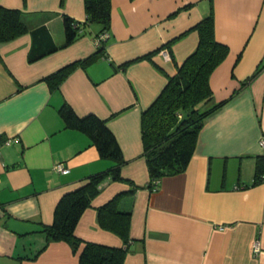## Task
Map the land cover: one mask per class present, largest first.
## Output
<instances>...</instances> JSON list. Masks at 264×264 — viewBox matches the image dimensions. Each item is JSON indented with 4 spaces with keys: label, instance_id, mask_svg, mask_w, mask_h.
<instances>
[{
    "label": "crops",
    "instance_id": "0c3cea01",
    "mask_svg": "<svg viewBox=\"0 0 264 264\" xmlns=\"http://www.w3.org/2000/svg\"><path fill=\"white\" fill-rule=\"evenodd\" d=\"M212 4L215 38L229 51L209 84L213 103L225 102L205 118L186 169L150 189L141 111L195 49L192 27L209 1L110 0L102 52L51 89L42 78L94 53L100 26L86 24L61 47L63 17L83 21V0H0L29 27L0 43V264H78L81 247L47 241L39 228L52 223L63 193L113 162L84 133L64 127L63 104L104 119L124 157L123 180L108 176L99 184L77 237L123 246L97 218L98 207L123 193L118 207L131 214L123 264H264V180L253 183L264 155V0ZM56 163L68 172L56 171Z\"/></svg>",
    "mask_w": 264,
    "mask_h": 264
},
{
    "label": "trees",
    "instance_id": "16d2710c",
    "mask_svg": "<svg viewBox=\"0 0 264 264\" xmlns=\"http://www.w3.org/2000/svg\"><path fill=\"white\" fill-rule=\"evenodd\" d=\"M208 1V13L192 27L198 33L195 49L177 65L176 73L167 77L160 93L141 111V139L150 189L155 188L162 177L186 169L205 118L225 102L213 103L209 84L211 72L224 60L229 49L215 38L213 4L212 0ZM83 4L86 12L83 21L63 17L64 43L61 47L73 42L83 32V26L92 22L100 26L101 33H107L110 26V0H83ZM28 30L20 10L0 5V43L14 39ZM105 38L98 40L94 53L65 64L42 80L51 89L57 88L74 67L85 65L102 52ZM37 44H40L39 39ZM57 48L53 45L49 50L37 54L31 51L28 60H36ZM58 112L65 128L84 133L99 156L112 160L113 165L89 175L83 184L63 193L55 205L52 223L42 224L39 231L45 234L47 241L67 242L73 252L81 247L78 264H123L131 216L129 211H121L118 207L123 193L116 194L97 209L100 226L120 236L123 246L111 247L83 241L74 233L82 212L98 194L99 184L108 176L112 180H123L120 170L124 157L120 146L106 121L95 114L78 116L67 104L61 105ZM261 180H264V155L258 157L253 183Z\"/></svg>",
    "mask_w": 264,
    "mask_h": 264
},
{
    "label": "built area",
    "instance_id": "2783aa9c",
    "mask_svg": "<svg viewBox=\"0 0 264 264\" xmlns=\"http://www.w3.org/2000/svg\"><path fill=\"white\" fill-rule=\"evenodd\" d=\"M107 36V33H101L98 38H96V43L98 42L99 39L101 38H105ZM164 52V51H163ZM166 52V51H165ZM164 52V53H165ZM262 143V147H264V141L261 142ZM54 169L58 172H61V173H66L68 172V168L65 167L62 163H56L54 164ZM254 251H257L258 249V246H257V243H254Z\"/></svg>",
    "mask_w": 264,
    "mask_h": 264
}]
</instances>
